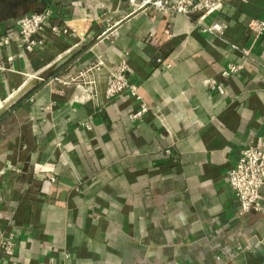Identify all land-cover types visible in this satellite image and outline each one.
Wrapping results in <instances>:
<instances>
[{
    "label": "crops",
    "instance_id": "obj_1",
    "mask_svg": "<svg viewBox=\"0 0 264 264\" xmlns=\"http://www.w3.org/2000/svg\"><path fill=\"white\" fill-rule=\"evenodd\" d=\"M46 10L68 33L21 51L15 22ZM213 21L223 40L121 0H0V236L14 235L0 264H264V210L239 215L228 184L264 138V34L249 29L264 0H225ZM121 59L137 119L128 94L102 96Z\"/></svg>",
    "mask_w": 264,
    "mask_h": 264
},
{
    "label": "built area",
    "instance_id": "obj_2",
    "mask_svg": "<svg viewBox=\"0 0 264 264\" xmlns=\"http://www.w3.org/2000/svg\"><path fill=\"white\" fill-rule=\"evenodd\" d=\"M128 4L133 12L145 11L151 9L160 15L179 14L186 17L196 16V25L204 33L211 34L216 38L223 40L228 30V25L224 22L213 21L204 23V19L214 13L219 12L224 5L225 0H121ZM53 16L50 10L32 13L19 18L14 26L18 35V48L21 51L32 52L36 47L42 46L43 41L36 39L45 31L54 35L67 34L66 28H61L52 23ZM249 29L255 32L257 37L264 34V21H253ZM10 43L8 36L0 38V47L7 46ZM234 50L240 51L243 57H247L249 51L239 49L231 45ZM101 64L93 65L90 71L101 70ZM241 70V66L228 64L221 73L222 78H227L231 74H236ZM128 63L121 59L112 66L106 68V77L102 96L104 100H111L121 94H128L135 102L138 108L133 119L140 118L147 113V107L142 103L138 93L137 85L129 79ZM57 80V78H53ZM52 80V78L50 79ZM69 83V82H64ZM91 83V88L83 90L86 96H95L96 89ZM203 85L206 89L216 92L220 96H226V90L221 83L213 79H205ZM83 126L88 129L90 126L84 123ZM228 184L233 192L237 202L239 215L247 213H258L264 210V138L257 137L247 147L240 152L238 160L229 169ZM14 252V235L9 232L0 236V254L3 257H10ZM1 262V257H0Z\"/></svg>",
    "mask_w": 264,
    "mask_h": 264
},
{
    "label": "trees",
    "instance_id": "obj_3",
    "mask_svg": "<svg viewBox=\"0 0 264 264\" xmlns=\"http://www.w3.org/2000/svg\"><path fill=\"white\" fill-rule=\"evenodd\" d=\"M66 66H67V64H64L63 66H61V68H59L57 71H55V72L51 75V77H54V76H56L57 74H59V72H61L62 70H64V69L66 68ZM20 101H21V100H19V103H20ZM19 103H17V105H18Z\"/></svg>",
    "mask_w": 264,
    "mask_h": 264
},
{
    "label": "water",
    "instance_id": "obj_4",
    "mask_svg": "<svg viewBox=\"0 0 264 264\" xmlns=\"http://www.w3.org/2000/svg\"><path fill=\"white\" fill-rule=\"evenodd\" d=\"M36 83V82H35ZM32 86V85H31ZM2 111H0V113H1Z\"/></svg>",
    "mask_w": 264,
    "mask_h": 264
}]
</instances>
